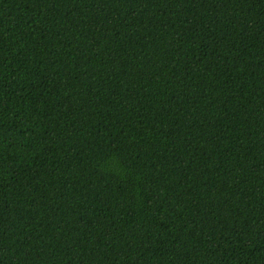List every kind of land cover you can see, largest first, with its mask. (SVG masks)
<instances>
[{"label": "trees", "instance_id": "1", "mask_svg": "<svg viewBox=\"0 0 264 264\" xmlns=\"http://www.w3.org/2000/svg\"><path fill=\"white\" fill-rule=\"evenodd\" d=\"M0 264H264V0H0Z\"/></svg>", "mask_w": 264, "mask_h": 264}]
</instances>
